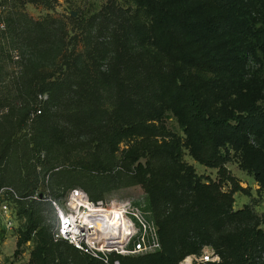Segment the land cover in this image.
I'll return each mask as SVG.
<instances>
[{
    "label": "trees",
    "instance_id": "1",
    "mask_svg": "<svg viewBox=\"0 0 264 264\" xmlns=\"http://www.w3.org/2000/svg\"><path fill=\"white\" fill-rule=\"evenodd\" d=\"M37 1L0 0V63L15 65L9 73L0 64V186L34 193L46 150L51 167L68 164L53 174L55 191L80 188L93 201L112 189L147 194L162 251L121 257V264H179L205 246L219 264H257L252 255L264 248V216L248 206L235 211L237 190L203 183L183 151L186 144L194 159L219 172L229 159L223 149L242 151L243 168L264 185V153L247 146L245 133L264 123V110L242 90L225 108L223 95L233 86L224 54L213 49L238 31L234 0H133L129 8L109 0L68 22L30 17L24 7ZM260 23L253 35L264 48ZM169 113L185 144L167 130ZM19 206L25 232L18 249L38 230L32 264H103L41 228L49 203Z\"/></svg>",
    "mask_w": 264,
    "mask_h": 264
},
{
    "label": "rangeland",
    "instance_id": "2",
    "mask_svg": "<svg viewBox=\"0 0 264 264\" xmlns=\"http://www.w3.org/2000/svg\"><path fill=\"white\" fill-rule=\"evenodd\" d=\"M108 1L109 0H47L50 7H45L42 1L38 0L37 4H26L24 11L30 17L37 20L51 16L60 21L68 22L69 18H78L97 12ZM116 1L125 8L134 6L133 0ZM233 4H235V10L231 12V15L237 24L238 31L213 43L214 52L224 54V59L227 60V79L225 80H227V86L230 85V83L233 86L227 88V93L223 95L225 98L224 106L227 110H231L236 105V102L239 101L240 92L242 90L243 92H250L251 97L248 100L256 102L257 106L264 110V48L257 43L253 35L254 28L260 27L262 24L260 22L264 19V0H234ZM2 16H4V9L0 12V18H2ZM251 26H253L252 30L250 29ZM14 59L16 60V58ZM0 64L2 66L6 65L9 69V73L12 71L10 70V66L12 68L15 66L11 61H2ZM8 71L5 70V72H3L5 77ZM228 81H230V83ZM219 86L221 88L223 85L220 84ZM219 106L220 104L217 105V107ZM165 125L168 131L179 136L182 144L186 143V136L183 129L171 113H169L165 119ZM245 133H247V146L255 152L264 153V123H260L259 125L254 123L253 126H246ZM19 137L21 138L22 135H19L17 138ZM123 148L124 146H121V150ZM183 151L184 160L189 165L193 166L203 183L209 184L210 182H214L220 184L223 193H230L233 190H237L233 195L235 201L233 208L235 211L242 210L248 206L257 216H264V185L257 180L255 175L247 172L243 168L244 157L242 151H235L231 147L223 149V155H229V159L221 172H219V169L210 168L199 163V161L192 157L190 149L186 144L183 146ZM40 157L41 164L37 169L38 186L37 190L34 192L45 193L54 198L64 196L62 193L68 189L66 186H62L63 188L55 191L51 188V185L55 183L53 181V174L57 170L66 169L68 164H57L54 167L60 166V168L54 169V167H51L48 163L50 157L46 150L41 152ZM115 171L120 172V166H118ZM121 172L126 174L124 171ZM26 173L27 171L25 170L22 173V177H24ZM47 176H49L48 181H46ZM33 180L34 176H31L30 181L33 182ZM30 190H32V188ZM144 195L147 196L141 187L128 190L112 189L105 192L103 197L99 200L114 202L133 198L138 199ZM18 209H20L19 205ZM51 214V208L46 209V220L41 226V228L50 230V232L53 229V218ZM24 223L25 220L21 219L18 210L16 228H14V231L8 233L5 241L3 237L2 247L4 255L7 256V258H12L14 262L18 264H32V253L36 246L35 241L38 230L31 235V239L28 242L22 244L18 249V242L23 232H25ZM260 228L264 229V225H261ZM17 250L18 253L16 254ZM207 250H212L219 256L212 246H205L200 254ZM200 254L192 255L199 256ZM181 262L179 264H181ZM252 262L264 264L263 247L253 252Z\"/></svg>",
    "mask_w": 264,
    "mask_h": 264
},
{
    "label": "built area",
    "instance_id": "3",
    "mask_svg": "<svg viewBox=\"0 0 264 264\" xmlns=\"http://www.w3.org/2000/svg\"><path fill=\"white\" fill-rule=\"evenodd\" d=\"M62 195L54 198L34 192L22 196L12 186H0V264H18L4 255L2 245L3 237L5 241L8 233L16 228L18 205L22 201L49 203L54 242H68L82 254L103 264H121V257L147 256L162 251L159 227L148 208L146 195L114 202L93 201L80 188ZM220 261L214 251L207 250L199 256L186 257L181 264H217Z\"/></svg>",
    "mask_w": 264,
    "mask_h": 264
}]
</instances>
